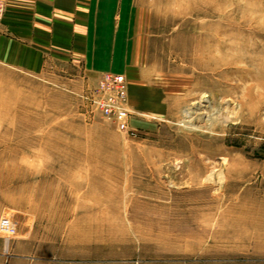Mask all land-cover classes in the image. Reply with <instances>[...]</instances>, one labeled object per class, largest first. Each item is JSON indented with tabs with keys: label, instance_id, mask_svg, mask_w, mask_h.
<instances>
[{
	"label": "rangeland",
	"instance_id": "1",
	"mask_svg": "<svg viewBox=\"0 0 264 264\" xmlns=\"http://www.w3.org/2000/svg\"><path fill=\"white\" fill-rule=\"evenodd\" d=\"M110 11V32L131 28L104 71L76 39L26 70L0 29V247L25 240L77 264H264V0ZM105 73L127 80V132L97 106Z\"/></svg>",
	"mask_w": 264,
	"mask_h": 264
},
{
	"label": "crops",
	"instance_id": "2",
	"mask_svg": "<svg viewBox=\"0 0 264 264\" xmlns=\"http://www.w3.org/2000/svg\"><path fill=\"white\" fill-rule=\"evenodd\" d=\"M10 1L5 25L0 29L10 34L6 40L12 48L7 53L11 54L14 48L12 56H15L25 47V61L22 58L21 64L25 65L26 70H43L47 62V50L50 48V54L60 55L54 49L59 51L65 44V48L69 47L72 39L78 40L74 43L78 50L77 55L84 58L89 70L104 71L112 67L109 50L112 44H116V49L119 48L118 51L115 50L116 57L126 48L124 40L119 38L125 37L131 27L128 30L121 28L116 33L108 29L112 21L110 16L114 14L110 8L117 9L119 0H25V3L22 0ZM22 3L25 4V13L23 8L19 9ZM126 5L125 3V8ZM82 9H86L85 15L76 13ZM75 14L77 22L73 19ZM21 15H25V20ZM79 22L81 26H77ZM134 29L135 27L132 30ZM0 37L6 38L3 34ZM123 68L127 70L129 67L124 65ZM2 243L0 264H77L72 260L62 261L54 254H35L25 247V240L12 243L4 240Z\"/></svg>",
	"mask_w": 264,
	"mask_h": 264
},
{
	"label": "built area",
	"instance_id": "3",
	"mask_svg": "<svg viewBox=\"0 0 264 264\" xmlns=\"http://www.w3.org/2000/svg\"><path fill=\"white\" fill-rule=\"evenodd\" d=\"M4 14V3L0 0V18ZM98 92L100 97L96 103L101 113L113 119L119 130L127 132L129 129L130 110L127 108L128 84L124 75L105 73L99 82ZM6 227L10 226L5 220Z\"/></svg>",
	"mask_w": 264,
	"mask_h": 264
},
{
	"label": "bare ground",
	"instance_id": "4",
	"mask_svg": "<svg viewBox=\"0 0 264 264\" xmlns=\"http://www.w3.org/2000/svg\"><path fill=\"white\" fill-rule=\"evenodd\" d=\"M197 11H198V10H197ZM204 13H206L205 10H204ZM204 13H203V14H204ZM207 13H208V12H207ZM207 13H206V14H207ZM214 13H215V12H214ZM195 14H196V11H195ZM211 14H212V13H211ZM180 15H182V14H178V13L175 14V13H174V15H172V17L175 19V18H178ZM198 15H199V14H198ZM198 15H197V16H198ZM207 15H208V14H207ZM218 15H219V14H218ZM202 16H203V15H202ZM221 16H222V15H221ZM203 17H204V16H203ZM209 17H210V16H209ZM222 17H223V16H222ZM175 20H176V19H175ZM240 24H241V23H240ZM200 28H201V27H200ZM218 32H219V31H218ZM220 32H223V30L220 31ZM215 35H216V34H215ZM223 35H224V34H222L221 36H223ZM218 36H219V35H218ZM221 41H222V39H221ZM222 42H223V41H222ZM222 42H221V43H222ZM202 44H203V42H202ZM215 46H217V45H215ZM205 56H206V55H205ZM203 57H204V56H203ZM211 57H212V56H211ZM206 58H207V57H206ZM215 60H216V59H215ZM216 61H217V60H216ZM219 62H220V61H218L217 63H219ZM210 63H211V62H210ZM220 64H221V63H220ZM212 65H213V64H212ZM212 65H211V66H212ZM230 66H231V65H230ZM214 67H215V64H214ZM217 67H219L218 64H217ZM209 68H210V67L208 66L207 69H209ZM213 69H214V68H213ZM127 95H128V93H127ZM186 117H190V116L186 114Z\"/></svg>",
	"mask_w": 264,
	"mask_h": 264
}]
</instances>
